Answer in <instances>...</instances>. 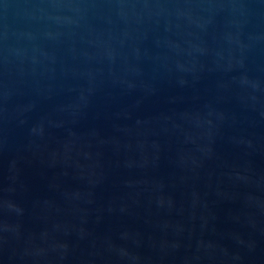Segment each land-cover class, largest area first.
<instances>
[{
  "label": "water",
  "instance_id": "obj_1",
  "mask_svg": "<svg viewBox=\"0 0 264 264\" xmlns=\"http://www.w3.org/2000/svg\"><path fill=\"white\" fill-rule=\"evenodd\" d=\"M0 264H264V0H0Z\"/></svg>",
  "mask_w": 264,
  "mask_h": 264
}]
</instances>
